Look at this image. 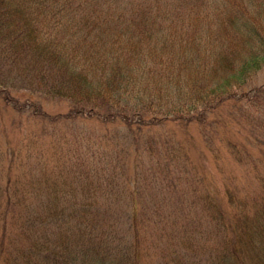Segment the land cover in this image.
<instances>
[{
    "label": "trees",
    "instance_id": "obj_1",
    "mask_svg": "<svg viewBox=\"0 0 264 264\" xmlns=\"http://www.w3.org/2000/svg\"><path fill=\"white\" fill-rule=\"evenodd\" d=\"M263 70L264 0H0V117L18 136L39 126L0 145V264H264V83L249 85ZM85 123L105 127L98 144ZM190 124L227 147L239 184L206 186L174 134ZM51 126L77 147L26 163ZM239 126L241 143L217 131ZM126 141L128 194L157 197L121 196Z\"/></svg>",
    "mask_w": 264,
    "mask_h": 264
},
{
    "label": "rangeland",
    "instance_id": "obj_2",
    "mask_svg": "<svg viewBox=\"0 0 264 264\" xmlns=\"http://www.w3.org/2000/svg\"><path fill=\"white\" fill-rule=\"evenodd\" d=\"M264 83V70L262 72H260L257 77L255 78L254 82H251L249 85L253 84V85H260ZM36 97V96H35ZM22 99V98H21ZM24 100V99H22ZM35 101L38 103V105L47 113L50 114H65L66 112L69 111L70 108V104L67 102H63V101H58V100H54V99H46V98H35ZM22 121H27L26 118H21ZM30 120V119H29ZM31 121V120H30ZM30 121H27V124H25L23 126V128L21 129V134H23L25 138L24 141H29V138L31 137V134L29 132H31L32 130H35L34 133H38V129L39 126L35 123H29ZM241 122V120H240ZM53 128H50V134L51 136H49V138L44 137L40 139L35 138V140H31L35 143V146L33 147V149L29 150V154H30V158H28L27 160H25L26 163H34L36 165L35 162H38L40 165H43V163H47V166H51L54 163H51V155L52 153L56 155V153H64L67 151V155H69V151L75 149L77 146H75L73 143V141L71 140H66L63 139V130L61 127L56 128L54 126H51ZM77 127H79L78 130H83L84 132L90 133L91 134V140L92 141H96L95 144H98L97 142H99L96 138L97 136H101L104 132V126L99 127L97 126H93L91 125V123H85V124H81L77 125ZM97 127V128H96ZM226 127V126H225ZM223 127V128H219L217 131L220 132V136H230L232 139L238 141L239 143L242 142V140L244 139L245 135L244 134H240L237 133V130L240 128L242 129L240 126L238 128H233L232 130L230 128L229 129L230 132H228V130ZM171 126H168L165 130L171 129ZM116 129H112V133L115 132ZM27 131V133L25 132ZM186 134L184 131H177L174 134L178 135L181 140L189 147L187 148L188 151L191 153L194 161L197 162V165L199 166L198 170H201V173H203V175H205L206 179H205V184L206 186L210 187L213 190V187H215L214 185H216L217 187H221L222 184L224 182H226V184H228L227 181V176L229 174H232L234 179V184L235 183H240L241 181V177L243 171L241 170V168L239 166H236L232 160L230 159L229 155L226 154V152H228V149L226 146H217L215 144V146H210V145H206L205 142L203 141V137L201 136L200 133V129H198V127H196L195 125L190 124L187 128H186ZM5 133V135L3 136V134L1 133ZM122 131L120 129H117L116 133L114 134L115 136H119L120 133ZM162 132L164 133V130H161L160 133L162 135ZM0 145H2V147L5 146H9L12 147V145H15L16 143H18L19 141H22L23 136H18L17 135V131H16V126L13 127V119H12V115L10 113H5L3 114V116L0 117ZM95 137H93V136ZM156 137L158 134L157 132L154 134ZM236 136V137H235ZM67 137V136H66ZM70 136L67 137V139ZM19 140V141H18ZM66 141V144L64 143ZM72 144V145H71ZM123 148L125 150V154H124V161L126 164L122 165L118 170H123L124 171V176H123V180L125 182H122L123 184V189H124V193L121 195L122 197L125 198L126 201H129V198H135L137 199V197L142 200L145 201L147 199H151V198H155L158 196L157 192L154 190L153 187H149L148 190L141 192V185L138 182L137 188H136V192L134 195H130L128 194L129 191H131V189H133L136 186V182L133 180L134 178V173L136 171L137 168H135V162L132 163L130 162L128 159L125 158V156H129L131 155L133 157L134 160V156L132 154V145L129 144V142H125L123 144ZM206 146L209 151L207 152L205 149ZM250 146V145H249ZM32 147V145H29L28 142L26 143V148ZM251 147V146H250ZM254 148V147H251ZM19 149V148H18ZM50 149V150H49ZM24 150V147H21V151ZM45 153L46 155H48V153L46 152H51L48 159L44 156V157H39L40 152ZM204 153V155L202 154ZM36 154L38 155V158L35 159ZM215 154V156H220V158H215L213 155ZM145 156V155H144ZM35 159V160H34ZM32 161V162H30ZM18 164V161L15 163V166ZM234 170V171H233ZM229 172L226 176V173ZM240 172V173H239ZM190 176V174L187 175V177ZM226 179V181H225ZM127 182V183H126ZM250 184V183H247ZM256 187L254 184H251L249 186L248 189H252ZM122 188V186H117V190H120ZM141 192V194H140ZM191 196L190 192H187L186 194V198ZM120 204V203H119ZM124 204V202H122V205ZM124 211L129 212L131 210L130 208H126L123 206ZM142 264V262H140Z\"/></svg>",
    "mask_w": 264,
    "mask_h": 264
}]
</instances>
